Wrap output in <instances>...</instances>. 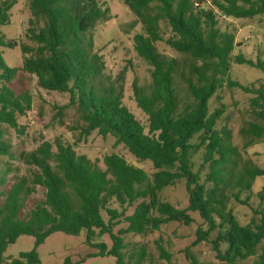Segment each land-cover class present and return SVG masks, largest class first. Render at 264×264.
<instances>
[{"label": "trees", "instance_id": "1", "mask_svg": "<svg viewBox=\"0 0 264 264\" xmlns=\"http://www.w3.org/2000/svg\"><path fill=\"white\" fill-rule=\"evenodd\" d=\"M143 24L144 33L135 35L138 55L151 66L152 85L146 91L133 84L138 108L148 118V132L123 103V92L113 85L99 87L95 81L102 74L100 57L89 55L83 35L98 21L106 20L109 9L102 10L97 0H30L32 16L47 21L39 30L30 28L35 46L22 44V68H10L0 51V124L19 130L18 117L32 110L33 99L28 93L16 94L8 85L20 71L35 75L40 88L70 94V103L78 105L86 123L85 136L98 131L102 137L112 135L116 145H122L137 163L150 161L154 172L149 175L136 162L112 153L105 158L103 170L87 156L57 139L56 150L45 142L37 150L23 155L27 165L35 166L31 183L45 188L43 203L35 205L26 219H21L20 197L30 194L29 179L22 178L6 194L0 206V264L9 246L23 236H33L35 247L55 233L86 235V241L96 252L111 255L116 264H142L148 258L147 248L140 246L126 259L127 235H147L159 232L162 225L178 222L187 226L194 220L190 212H198L205 225L196 231V239L185 249L190 264H201L192 248L210 243L216 260L224 264H242L257 257L254 264H264V213L250 205L251 194L258 178H264V167L250 163L242 173H234L239 154L229 140L231 131L217 130V121L224 107L209 112V101L228 85L252 95L249 112L264 122V77L259 87L224 81L220 68L232 63L248 64L264 72V63H255L244 55L234 56V28L222 29L221 19H249L264 15V0H124ZM18 0H0V47L15 48L17 42H6L1 29L10 24L11 10ZM210 4L208 6L207 4ZM161 22H167L171 37L166 43L183 59L162 54L156 43L163 41ZM31 20L30 25L34 26ZM189 71L188 90L191 98L180 109L175 88V75ZM212 76L209 77L208 73ZM240 134L248 148L264 142V124L248 123ZM0 155L11 156L9 146L1 139ZM199 136V144L192 140ZM204 149L203 161L197 172L193 156ZM208 167V173L202 172ZM113 174L115 183L110 184ZM186 181L189 204L179 209L162 202L160 193L180 181ZM211 184V186H208ZM243 193H250L242 199ZM264 207V187L257 194ZM114 200L118 208L110 207ZM234 200L252 208L249 224L239 222L233 208ZM130 212V213H129ZM107 216V219L105 218ZM260 216L258 220L257 217ZM125 224L126 227L116 229ZM216 232L213 239L211 235ZM110 236L112 247L93 245L98 236ZM163 239L156 241L161 260L172 256ZM259 249L261 253H259ZM39 264L35 251L23 253L11 264ZM66 264H74L71 259Z\"/></svg>", "mask_w": 264, "mask_h": 264}, {"label": "rangeland", "instance_id": "2", "mask_svg": "<svg viewBox=\"0 0 264 264\" xmlns=\"http://www.w3.org/2000/svg\"><path fill=\"white\" fill-rule=\"evenodd\" d=\"M98 6L102 10L109 9L106 20L98 21L90 30L84 33V46L89 55L100 57L99 66L102 67L101 76L95 81L97 86L106 87L113 85L119 92H123V103L134 114L146 128L148 132V118L138 108L134 97L133 84L137 82L146 91H150L152 85L151 66L144 61L136 52L134 37L144 33L143 24L136 15L128 8L124 0H97ZM210 6L209 2L207 4ZM10 24L4 26L2 36L6 42L15 41L18 46L15 48L0 47L2 56L7 66L10 68H22L24 55L21 45H32L35 43L30 37V28L41 29L46 24V17L41 16L36 19L32 16L30 0H18L11 10ZM34 20V26L30 21ZM222 29L234 28L236 42L241 46L236 47L233 55H244L247 59L257 63L261 60L264 63V15H259L249 19H221ZM161 35L163 41L157 42L156 46L160 53L173 56L178 60L183 59V55L173 50L167 43L171 37V31L167 22H161ZM175 75V88L180 102V109L183 110L186 101L191 98L188 90V80L192 77L183 69ZM221 78L224 81L239 82L244 86L259 87L261 78L264 77L262 69L251 67L248 64L232 63L230 67L220 68ZM1 74V73H0ZM209 77L212 73H208ZM3 82L0 81V88ZM16 94L28 93L32 96V110L23 117H18L21 129L16 130L7 125L0 124L3 130L1 141L9 146L11 156L0 155V206L4 204L6 194L22 178L29 179L27 188H34L30 194L24 193L20 197L22 202L21 219H26L35 205L45 201V188L34 186L31 181L35 172V166L27 165L22 156L37 150L45 142H50L56 150L55 142L61 140L63 144L72 146L79 155L87 156L92 162L97 163L103 170L108 166L105 163L106 156L117 153L125 157L130 163H135L132 155L122 145H116V138L112 135L102 137L98 131H94L90 136H85L83 130L86 127L82 119L78 105L70 103V94L55 91H47L39 87L38 79L35 75L20 71L16 77L8 84ZM252 95L242 92L239 88H231L228 85L219 89L209 101V112L224 107L225 112L217 121L216 129H227L231 131L229 142L239 151L235 158L237 167L234 173H242L243 169L250 163L264 167V142L245 148L248 138L242 137L240 130L248 123L264 124L262 120L249 112V100ZM199 136L192 140V144H199ZM204 149L193 156V169L197 172L203 161ZM149 175L154 169L150 161L137 163ZM208 173V167L202 172L203 177ZM110 184L115 183V178L111 173ZM211 186V184H208ZM264 187V178H258L251 194L250 205L253 209L261 210V205L257 194ZM250 193H243L245 199ZM162 202H168L179 209L187 208L189 204L186 181L182 180L174 186L165 188L160 193ZM110 207L118 208L114 200H108ZM233 208L239 222L243 225L249 224L253 218L252 208L242 206L232 200L229 204ZM130 213V212H129ZM194 222L187 226L178 222H171L162 225L159 232L137 236H125L126 260L129 261V254L136 252L140 246L147 248V260L142 264H190L185 254L187 249L196 239V231L200 226L205 225L198 212H190ZM107 219V216L105 215ZM260 219V216L257 217ZM126 227L125 224L119 226ZM216 232L211 235L213 239ZM163 239V245L171 254L170 261L161 260L156 241ZM93 245L106 244L108 249L112 247L110 236H98L92 240ZM264 244V243H263ZM35 251L39 264H66L68 259L74 264H116V260L111 255H94L95 250L88 245L85 233L79 236L67 235L65 233H55L49 236L39 247H35L33 236L23 235L17 242L8 247L4 254V264H11L13 259H19L23 253ZM194 256L201 264H224L216 260L215 252L210 243H203L192 248ZM259 253L261 250L259 249ZM255 257H250L242 264H254ZM134 262V261H133ZM132 262V263H133ZM131 263V264H132ZM33 264V263H30Z\"/></svg>", "mask_w": 264, "mask_h": 264}, {"label": "crops", "instance_id": "3", "mask_svg": "<svg viewBox=\"0 0 264 264\" xmlns=\"http://www.w3.org/2000/svg\"><path fill=\"white\" fill-rule=\"evenodd\" d=\"M236 44H238V42H236ZM94 252H96V251H94Z\"/></svg>", "mask_w": 264, "mask_h": 264}]
</instances>
